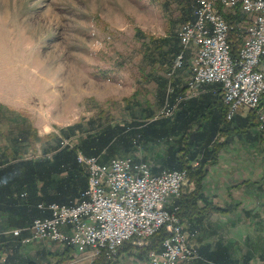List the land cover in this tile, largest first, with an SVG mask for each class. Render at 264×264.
Here are the masks:
<instances>
[{
    "label": "rangeland",
    "instance_id": "1",
    "mask_svg": "<svg viewBox=\"0 0 264 264\" xmlns=\"http://www.w3.org/2000/svg\"><path fill=\"white\" fill-rule=\"evenodd\" d=\"M193 7L194 0H0V148L11 146L18 124L31 126L41 137L54 131L61 145L64 138L73 146L78 133L65 136L60 127L99 111L101 121L123 119L140 111L136 99L144 104L148 97L156 114L165 102H159L153 78H166L169 65L153 61V43L136 29L154 36L177 32ZM243 25L240 21L234 29L237 46ZM190 57L189 49L188 64ZM187 70L188 65L176 70L174 77L183 81ZM52 138L33 142L35 150L26 154H40ZM163 148L155 143L148 153L155 159ZM48 244L41 246L60 249ZM33 248L25 252L42 258ZM139 252L117 263L143 264L146 255Z\"/></svg>",
    "mask_w": 264,
    "mask_h": 264
},
{
    "label": "built area",
    "instance_id": "2",
    "mask_svg": "<svg viewBox=\"0 0 264 264\" xmlns=\"http://www.w3.org/2000/svg\"><path fill=\"white\" fill-rule=\"evenodd\" d=\"M223 10H239L248 19L237 54L231 53V41L239 21L226 19ZM180 50L167 71L169 77L182 66L184 52L191 50L184 90L169 103L165 100L154 117L170 115L178 102L198 94L205 83H219L222 100L230 118L240 107L254 109L256 128L264 131V0H194L193 17L185 19L177 30ZM171 79L167 92L171 91ZM62 144L72 145L68 139ZM77 160L87 170V184L81 198L72 202L39 203L49 215L36 217L18 234L28 230L23 243L53 241L72 245L69 264H91L100 255L113 257L123 242L146 245L142 234H154L165 227L166 236L159 250L147 252L143 264H176L202 258L196 246V229H190L180 215L179 205L171 199L183 193L188 181L186 168L152 172L150 164L135 160L131 154H119L101 161L98 155L77 151ZM197 161H192L196 164Z\"/></svg>",
    "mask_w": 264,
    "mask_h": 264
},
{
    "label": "trees",
    "instance_id": "3",
    "mask_svg": "<svg viewBox=\"0 0 264 264\" xmlns=\"http://www.w3.org/2000/svg\"><path fill=\"white\" fill-rule=\"evenodd\" d=\"M223 14L230 21H237L240 18L239 10L235 13L223 10ZM192 17L191 12L185 19ZM136 32L153 43V61L158 63V66L168 64V71L180 50L177 32L171 31L164 36H154L143 32L139 27ZM238 42L234 33L231 41V53L234 56L240 45L239 43L237 46ZM188 54L189 50H186L182 66L178 69L189 65ZM155 65L151 68H155ZM175 73L172 77L167 75L168 80L167 77L150 73L156 75L153 78L156 80L155 92L162 104L165 100L173 102L184 90V80L179 85L180 79L174 77ZM147 75L150 77L149 73L144 74ZM169 79L172 90L167 92ZM133 93L136 94L135 91ZM135 103L138 105L136 110L140 111L123 119L106 118L101 121L100 113L103 111H99L97 115L90 116L85 121L60 127L65 136L78 133L73 146L61 145L59 135L54 131L50 132L44 137H53L52 140L41 147L38 155L35 151L29 155L26 152L30 148L35 150L33 142L41 141L44 137L37 134L29 125H17L9 137L11 148L6 146L0 148V215L2 214L0 250H7L2 264H60L72 258L75 251L72 245H64L54 251L47 250L40 259L22 257L19 253L20 238L4 236L1 232L14 227L23 228L36 217L48 216L49 210L40 207L39 203L72 202L81 198V192L87 184V173L84 165L77 160L78 150L87 155H98L99 159L104 161L119 154H131L134 157L137 144L163 145L162 152L159 151L161 164L156 171L164 168H186L188 179L194 182L190 192H183L180 196L172 198L169 204L170 207L179 205L180 215L184 218L194 214L198 209L196 195H200L206 165L216 159L217 152L225 142L219 140L220 136L239 135L257 124L254 109H248L245 115L235 113L231 118L226 117L227 104L222 100L219 83L203 84L198 94L181 99L170 115L154 117L153 105L150 104L148 97L144 99V104L137 99ZM260 105H264V93ZM194 160L197 163L193 165ZM210 208L223 209L210 204L199 210ZM189 228L196 229L193 225ZM165 236V227H161L153 235L142 236V241L147 240L148 243L138 247L140 251L138 255L141 256L152 249L159 250ZM131 241L132 239L125 241L113 257L101 255L92 264H111L120 254L138 249ZM198 252L202 257L198 258L200 260L210 264H224L222 261L217 262L214 256L202 255L200 247Z\"/></svg>",
    "mask_w": 264,
    "mask_h": 264
},
{
    "label": "crops",
    "instance_id": "4",
    "mask_svg": "<svg viewBox=\"0 0 264 264\" xmlns=\"http://www.w3.org/2000/svg\"><path fill=\"white\" fill-rule=\"evenodd\" d=\"M239 19L245 24L248 18L240 13ZM178 84L181 85V81ZM247 111V108L240 107L235 113L245 115ZM219 140L225 142L217 152L216 159L206 165L200 195H196L198 209L183 220L188 227L193 225L197 229L195 242L198 249L199 247L202 249V255L214 256L217 262L222 261L224 264H264V131L252 127L239 135L227 137L223 134ZM151 145L150 143L137 144L134 157L135 160L147 161L151 171L156 173L161 160L155 156L153 159L151 153H148ZM193 187L194 182L188 179L183 185V192H190ZM210 204L223 209L199 210V208L205 209ZM1 219L2 214L0 222H2ZM14 228L2 230L1 233L4 236L20 238L19 253L22 257H31L25 252L27 246L34 247L35 251L41 250L40 256L50 250L42 248L41 245L46 243H53L54 246L61 248L60 244L48 240L23 243L22 238L27 236L29 231L23 230L14 234L11 232ZM133 244L137 248L140 247ZM4 250H0V264L3 263L7 254V250H5L6 253ZM54 250L56 249L50 251ZM135 253L136 249L132 252H124L112 263H117V260L123 263L125 260L136 258ZM176 264L210 263L193 259L178 261Z\"/></svg>",
    "mask_w": 264,
    "mask_h": 264
},
{
    "label": "bare ground",
    "instance_id": "5",
    "mask_svg": "<svg viewBox=\"0 0 264 264\" xmlns=\"http://www.w3.org/2000/svg\"><path fill=\"white\" fill-rule=\"evenodd\" d=\"M148 235H151V234H142V236H148Z\"/></svg>",
    "mask_w": 264,
    "mask_h": 264
}]
</instances>
